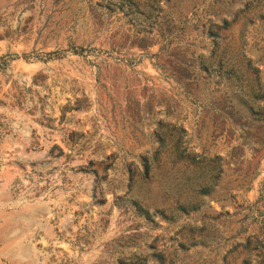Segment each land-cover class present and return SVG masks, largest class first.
<instances>
[{"label": "rangeland", "instance_id": "1", "mask_svg": "<svg viewBox=\"0 0 264 264\" xmlns=\"http://www.w3.org/2000/svg\"><path fill=\"white\" fill-rule=\"evenodd\" d=\"M208 19L264 114V0H0V264H155L157 252L239 264L245 252L232 245L264 221V116L198 69ZM68 43L85 54L4 56ZM172 126L194 152L222 156L224 170L196 212L170 221L153 210L170 202L179 161L128 180ZM132 192L150 219L131 209ZM208 229V246H189Z\"/></svg>", "mask_w": 264, "mask_h": 264}, {"label": "trees", "instance_id": "2", "mask_svg": "<svg viewBox=\"0 0 264 264\" xmlns=\"http://www.w3.org/2000/svg\"><path fill=\"white\" fill-rule=\"evenodd\" d=\"M260 15L261 13H259ZM222 21L226 22L225 19ZM204 24L202 23L201 25V33H205V37L209 38L211 43L210 53L204 60H200L198 67L200 71L205 73L204 79L207 82L215 79L216 84L227 83L226 87L229 88L230 99L234 100L237 106H240V103H242L246 107L247 114L258 115L257 118H261L262 115L264 116L262 107L255 110L253 104L256 100L262 99V95L256 94L255 88L250 83L240 86V77L243 76V73L240 72V67L235 65L229 57H224L223 50L219 49L220 35L217 29H215L219 25L211 19L206 20V28H203ZM66 52L75 55L85 54L82 47L68 43L67 47L61 51L52 50L40 54L36 53L32 56L30 53H20V55L7 53L4 56L7 60L16 58L46 60L63 57ZM229 113L231 117L236 115L240 118L239 109L231 110ZM183 133L184 129L181 126H172L161 131L157 135V146L149 155L143 157L140 168L133 170L128 180L133 185H139L142 182L149 181L159 163L170 161L172 163L170 167H173V161H179L180 166L174 169L170 168L172 171L170 175L173 176L176 182L175 189L170 190L171 192L169 193L170 202L163 201L161 207L153 210L158 212L161 218L170 221L180 215H189L196 212L201 206V198L213 191L220 174L224 170V159L222 156L213 154L211 157H208L206 153L194 152L184 144ZM162 193L165 194L164 191ZM127 202L136 215L144 219L151 218V214L148 211V201L143 195L132 192L128 195ZM260 226L261 231L251 233L243 241L232 245V248L241 246L245 252L239 264H264V221H261ZM213 238V230L211 229L210 231L208 229L203 234L199 233L198 235L189 237L188 242L189 246L205 248ZM253 250H255V253L251 252ZM154 257L155 264H178L174 263L171 258L165 259L161 252L155 253ZM217 258L219 260L218 264H234L235 260V257H232V255L227 258L226 253ZM130 264H136V262Z\"/></svg>", "mask_w": 264, "mask_h": 264}]
</instances>
